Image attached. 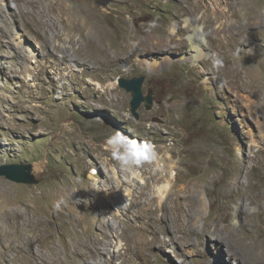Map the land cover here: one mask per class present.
<instances>
[{
	"label": "rangeland",
	"instance_id": "1",
	"mask_svg": "<svg viewBox=\"0 0 264 264\" xmlns=\"http://www.w3.org/2000/svg\"><path fill=\"white\" fill-rule=\"evenodd\" d=\"M141 76L153 107L136 119L119 81ZM117 130L174 159L159 211L142 188L153 163L130 167L138 187L113 183ZM260 130L264 0H0V166L35 175L0 176V264H123L115 251L129 264H264V201L250 197L264 191ZM184 197L193 216L175 231L168 207Z\"/></svg>",
	"mask_w": 264,
	"mask_h": 264
},
{
	"label": "bare ground",
	"instance_id": "2",
	"mask_svg": "<svg viewBox=\"0 0 264 264\" xmlns=\"http://www.w3.org/2000/svg\"><path fill=\"white\" fill-rule=\"evenodd\" d=\"M187 23H189V20L187 21ZM196 28H193V33L191 35H189L190 50H192L193 52H196L195 59H201L202 57H204L207 54V52H205V49L203 47V45L205 43V36H204L203 32H201L202 27L197 25ZM158 61H155L152 64L153 68L160 66V62H158ZM257 75L259 77L260 73L258 72ZM260 131L262 132L264 130H260ZM262 137H264V134H262ZM256 143L258 145H261L262 142H261V140H259V141L256 140ZM153 165H154V170L153 171L151 170L150 181L148 180V181H145V183L143 182L146 186H144V185L142 186V188H146L147 184L150 182V186H151L150 190L155 191V194H156L155 196H153L151 194H147V196H146V205L149 206V209L154 208L153 206L155 205L156 201L162 202L165 199H166V201H168L170 199V196H171L170 192L173 189V177H174L173 170L175 167V162H174V159L170 155H166V156L164 155V156H161V159L158 162L153 163ZM255 166L258 168H260L262 166L264 167L263 164L255 165ZM255 166H254V168H255ZM121 172H122V174H120V176L116 177L113 181V183L115 185H117V186L120 185V187L125 186V187H131V188L138 187V186H136V185L134 186V184H132L134 182L137 183V181H138V180H136L137 178L134 177L137 173L136 171H133L128 166H124L122 168ZM141 173L142 172H140V174ZM124 175H127L128 178H130L132 180L124 179L123 178ZM136 176H139V175H136ZM127 191H129V196H131L132 190H127ZM151 193L153 194V192H151ZM71 197H72V194H68L66 196V198H71ZM206 197L207 196L205 195L204 192L199 194L200 202L202 204V210H205L206 205H207V198ZM250 197L256 204H261L262 201H264V191H262L258 194H255V195L250 194ZM191 201H192L191 198H189V200L187 202H191ZM60 202L63 204L62 200H60ZM153 202H154V205H153ZM185 202H186V197H184L182 200L178 198L175 206L168 207L167 203L166 204L164 203L165 205H163V207L167 206L170 209V211H172L174 214L173 219L176 220L175 221L176 223L174 226L175 231L177 228L179 231L185 232L186 227L191 220L190 218L193 216V214H191V212H192L191 206L193 203L191 202L190 204H187ZM3 205H4V200H1L0 206H3ZM115 205L119 206V201L115 202ZM121 206H122V208H124V204L122 202H121ZM154 209L159 211V208H154ZM165 215L167 217L168 211L165 212ZM194 217H195V219H197V221L200 220V216H197V214H195ZM84 235H88V232L86 230L83 231L81 236H84ZM77 236L80 237V235H77ZM53 248H54L53 250L55 252H57V253L59 252V250L56 246H53ZM95 252L96 253H92L90 257L88 255H85V257L83 258L84 261L89 260L91 257L99 254L101 252V249L99 248V246L96 247ZM126 254H128V252ZM114 257L117 260H121L123 264H129L130 263V261L121 252L115 251ZM85 262H87V261H85Z\"/></svg>",
	"mask_w": 264,
	"mask_h": 264
},
{
	"label": "clouds",
	"instance_id": "3",
	"mask_svg": "<svg viewBox=\"0 0 264 264\" xmlns=\"http://www.w3.org/2000/svg\"><path fill=\"white\" fill-rule=\"evenodd\" d=\"M221 62L217 60V64ZM113 159L122 165L138 167L144 163H156L161 159L157 146L150 141H137L117 130L105 142Z\"/></svg>",
	"mask_w": 264,
	"mask_h": 264
},
{
	"label": "water",
	"instance_id": "4",
	"mask_svg": "<svg viewBox=\"0 0 264 264\" xmlns=\"http://www.w3.org/2000/svg\"><path fill=\"white\" fill-rule=\"evenodd\" d=\"M144 76L132 79H120L121 87L125 88L128 92L132 93L131 110L136 119H140L139 109L145 103L147 110L153 107V98L146 96L144 93ZM0 176L16 183H33L35 175L32 172V167L29 164H6L0 166Z\"/></svg>",
	"mask_w": 264,
	"mask_h": 264
}]
</instances>
